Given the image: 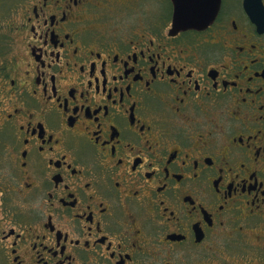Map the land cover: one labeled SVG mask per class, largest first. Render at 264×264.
Listing matches in <instances>:
<instances>
[{"label": "flooded vegetation", "instance_id": "af4514ba", "mask_svg": "<svg viewBox=\"0 0 264 264\" xmlns=\"http://www.w3.org/2000/svg\"><path fill=\"white\" fill-rule=\"evenodd\" d=\"M13 11L0 264H264V0Z\"/></svg>", "mask_w": 264, "mask_h": 264}, {"label": "water", "instance_id": "95a60500", "mask_svg": "<svg viewBox=\"0 0 264 264\" xmlns=\"http://www.w3.org/2000/svg\"><path fill=\"white\" fill-rule=\"evenodd\" d=\"M191 11H183V10H174L173 14V23L172 25L174 26L173 28L177 29H186V28H191V27H198L197 24L193 23L191 20L193 19L190 16L192 13ZM186 18V19H184Z\"/></svg>", "mask_w": 264, "mask_h": 264}, {"label": "rangeland", "instance_id": "374dc122", "mask_svg": "<svg viewBox=\"0 0 264 264\" xmlns=\"http://www.w3.org/2000/svg\"><path fill=\"white\" fill-rule=\"evenodd\" d=\"M17 0H0V28L1 30H5L8 24L7 21H10L11 15L13 14V10Z\"/></svg>", "mask_w": 264, "mask_h": 264}]
</instances>
